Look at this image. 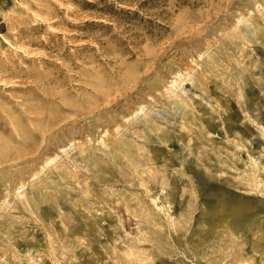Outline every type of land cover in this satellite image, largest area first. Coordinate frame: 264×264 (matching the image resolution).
Wrapping results in <instances>:
<instances>
[{"label": "rangeland", "instance_id": "obj_1", "mask_svg": "<svg viewBox=\"0 0 264 264\" xmlns=\"http://www.w3.org/2000/svg\"><path fill=\"white\" fill-rule=\"evenodd\" d=\"M258 120L264 0H0V264H264Z\"/></svg>", "mask_w": 264, "mask_h": 264}, {"label": "bare ground", "instance_id": "obj_2", "mask_svg": "<svg viewBox=\"0 0 264 264\" xmlns=\"http://www.w3.org/2000/svg\"><path fill=\"white\" fill-rule=\"evenodd\" d=\"M262 29L260 27H253L252 29V34L256 37V38H260L261 35H262ZM247 38V36H246ZM258 127L262 130V132L264 133V122L262 120H258ZM33 196V194L31 195ZM33 201L36 200L35 197L32 198ZM241 205L242 203L240 202V200H235V199H232L231 202H228L226 204L227 208L226 210L225 209H222L223 212H226V213H232L233 212H239L241 210Z\"/></svg>", "mask_w": 264, "mask_h": 264}]
</instances>
